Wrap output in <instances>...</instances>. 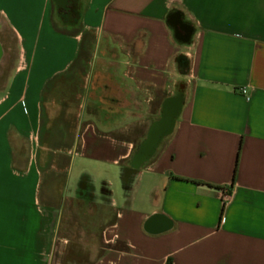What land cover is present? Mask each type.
I'll use <instances>...</instances> for the list:
<instances>
[{
    "label": "crops",
    "instance_id": "obj_1",
    "mask_svg": "<svg viewBox=\"0 0 264 264\" xmlns=\"http://www.w3.org/2000/svg\"><path fill=\"white\" fill-rule=\"evenodd\" d=\"M62 9L74 16L54 0H0V264H55L72 200L114 218L104 248L71 264H264V0ZM173 99L171 131L133 165L139 146L115 137L120 125L156 109L143 146Z\"/></svg>",
    "mask_w": 264,
    "mask_h": 264
},
{
    "label": "rangeland",
    "instance_id": "obj_2",
    "mask_svg": "<svg viewBox=\"0 0 264 264\" xmlns=\"http://www.w3.org/2000/svg\"><path fill=\"white\" fill-rule=\"evenodd\" d=\"M11 42L14 44V40H11ZM181 66L182 71L186 72L189 70L186 60H181ZM155 111L156 109L149 110L146 124L128 125L122 122L119 127V133L115 137L119 139H131L132 142H135L139 146L143 141V136L146 135L147 129L150 127L152 120L150 113H154ZM76 169L79 171L74 175L73 182L79 181L81 172H83H80V170L84 168ZM95 173L97 174V172ZM116 176L112 174L111 179L114 183L112 190L115 192V197L118 198L123 195V190L122 180ZM137 181H140V179L138 178ZM99 192L101 193L100 190ZM134 195L141 197L144 196V192L141 191ZM113 218L114 214L110 209L98 207L94 204L85 205L77 200L67 201L61 235L67 236L68 243L63 247H58L55 253V264H69L67 261L71 257L80 263L91 258L92 253L96 252V248L100 250L104 248V244L101 242V234L105 224L112 221Z\"/></svg>",
    "mask_w": 264,
    "mask_h": 264
},
{
    "label": "water",
    "instance_id": "obj_3",
    "mask_svg": "<svg viewBox=\"0 0 264 264\" xmlns=\"http://www.w3.org/2000/svg\"><path fill=\"white\" fill-rule=\"evenodd\" d=\"M60 5H67L69 0H57ZM173 17V20H171ZM168 23L171 25L175 36H178V32L176 29V25L180 24L182 26H187L189 31L186 36L182 39L185 44H190L192 42V37L194 34V28L189 26L186 22L183 21V16L180 13H174L168 18ZM181 102L179 99H173L166 103L165 105V116L161 122L154 125L149 134L148 138L145 141L144 145L141 148L140 154L138 156V161H143L145 158L149 157L153 152L155 147L157 146L159 139L168 134L173 127L174 117L178 114L180 109Z\"/></svg>",
    "mask_w": 264,
    "mask_h": 264
},
{
    "label": "flooded vegetation",
    "instance_id": "obj_4",
    "mask_svg": "<svg viewBox=\"0 0 264 264\" xmlns=\"http://www.w3.org/2000/svg\"><path fill=\"white\" fill-rule=\"evenodd\" d=\"M61 6H62V8H67V5H65V6L61 5ZM66 16L73 17L74 14L69 13L68 15L66 14ZM171 20H173V17H171ZM175 25H176V29H177L178 35L180 36L181 39H183L186 36L187 32L189 31V28L187 26H182V25L177 24V23H175ZM178 97H180V96H178ZM142 144H143V142H142ZM142 144L139 145L138 153L140 152V149L142 148ZM138 153L133 157V160H132L133 161V165H137L138 162H139L138 161V156H139Z\"/></svg>",
    "mask_w": 264,
    "mask_h": 264
},
{
    "label": "trees",
    "instance_id": "obj_5",
    "mask_svg": "<svg viewBox=\"0 0 264 264\" xmlns=\"http://www.w3.org/2000/svg\"><path fill=\"white\" fill-rule=\"evenodd\" d=\"M54 2H55V4L57 5V7H58V11H59V15H60V17L63 19V20H66L67 19V17H66V14H65V12L63 11V9H62V6L58 3V1L57 0H54ZM182 60V59H181ZM180 60V61H181ZM156 124V123H155ZM154 124V125H155ZM149 134V133H148ZM147 138H148V135H147ZM147 140V139H146ZM116 248H119V249H123V250H125L126 248L125 247H119L118 245L116 246ZM72 251V250H71ZM73 253V252H72ZM75 259H72V257H71V259H69L68 260V262H73Z\"/></svg>",
    "mask_w": 264,
    "mask_h": 264
},
{
    "label": "built area",
    "instance_id": "obj_6",
    "mask_svg": "<svg viewBox=\"0 0 264 264\" xmlns=\"http://www.w3.org/2000/svg\"><path fill=\"white\" fill-rule=\"evenodd\" d=\"M243 93L245 94V93H246V91H245V90H243ZM223 197H227V194H226V192H225V193H223Z\"/></svg>",
    "mask_w": 264,
    "mask_h": 264
}]
</instances>
